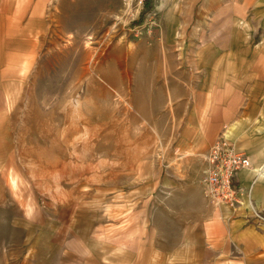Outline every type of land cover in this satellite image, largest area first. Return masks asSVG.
Here are the masks:
<instances>
[{
	"label": "rangeland",
	"instance_id": "rangeland-1",
	"mask_svg": "<svg viewBox=\"0 0 264 264\" xmlns=\"http://www.w3.org/2000/svg\"><path fill=\"white\" fill-rule=\"evenodd\" d=\"M173 1L150 0L145 11L141 0H0L9 95L0 117V264L60 258L71 229L88 242L100 226L103 235L120 227L130 194L158 193L169 171L162 154L181 148L186 111L176 79L192 16L167 24Z\"/></svg>",
	"mask_w": 264,
	"mask_h": 264
},
{
	"label": "crops",
	"instance_id": "crops-1",
	"mask_svg": "<svg viewBox=\"0 0 264 264\" xmlns=\"http://www.w3.org/2000/svg\"><path fill=\"white\" fill-rule=\"evenodd\" d=\"M190 1L179 0L176 17L174 0L165 21L175 28L192 16L176 79L186 107L182 151L162 154L169 171L158 193L130 194L120 227L103 235L100 226L88 242L71 229L60 258L27 255L8 264H264V226L252 224L254 212L264 216V0ZM8 98L0 79V117ZM220 137L248 159L232 182L249 193L238 208L213 206L203 194L202 159Z\"/></svg>",
	"mask_w": 264,
	"mask_h": 264
},
{
	"label": "built area",
	"instance_id": "built-area-1",
	"mask_svg": "<svg viewBox=\"0 0 264 264\" xmlns=\"http://www.w3.org/2000/svg\"><path fill=\"white\" fill-rule=\"evenodd\" d=\"M203 162V194L211 205L238 208L244 204V197L249 200L248 192L236 190L232 184L236 174L248 166L247 157L232 142L220 137L204 155ZM253 214L252 224L264 226V216L257 211Z\"/></svg>",
	"mask_w": 264,
	"mask_h": 264
},
{
	"label": "trees",
	"instance_id": "trees-1",
	"mask_svg": "<svg viewBox=\"0 0 264 264\" xmlns=\"http://www.w3.org/2000/svg\"><path fill=\"white\" fill-rule=\"evenodd\" d=\"M149 7H150V0H143L144 10L147 11ZM144 15H145V13H140L139 19L137 21H135L133 24L134 25L141 24L144 21Z\"/></svg>",
	"mask_w": 264,
	"mask_h": 264
}]
</instances>
